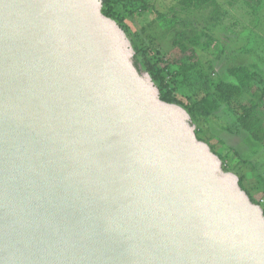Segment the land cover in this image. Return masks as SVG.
<instances>
[{
  "label": "water",
  "instance_id": "water-1",
  "mask_svg": "<svg viewBox=\"0 0 264 264\" xmlns=\"http://www.w3.org/2000/svg\"><path fill=\"white\" fill-rule=\"evenodd\" d=\"M102 8L0 0V264H264L262 205Z\"/></svg>",
  "mask_w": 264,
  "mask_h": 264
},
{
  "label": "rangeland",
  "instance_id": "rangeland-1",
  "mask_svg": "<svg viewBox=\"0 0 264 264\" xmlns=\"http://www.w3.org/2000/svg\"><path fill=\"white\" fill-rule=\"evenodd\" d=\"M180 1L150 0L149 7L136 5L126 19L132 29L139 31L143 45L148 47L152 56L163 57L170 63L174 61L176 67H179L188 51L181 50L178 44L173 43L174 35L169 29L158 28V37L149 38V31L154 34L152 25L160 24L153 9L170 19L191 17L192 23L195 26L197 24L201 31V44L194 47L189 57L194 55V66L200 72L192 71V74L181 78L178 97L183 100L189 96L201 98L207 92L203 86L210 84L211 87H208L213 90V85L221 80L235 82L230 69L240 65L253 69L257 66L263 79L259 84L264 86V10L254 15L245 0H216L203 11L205 21L200 15L202 10L192 6L183 8ZM207 11L213 14L220 11L221 19L215 22L212 17L207 18ZM208 41L209 46L206 44ZM252 96L243 93L238 99L241 104L251 106ZM255 104L257 107L252 109V124L255 130L261 129L259 133L262 141L255 140L244 128L238 127L237 113L226 103H222L213 115L195 123L198 137L210 144L239 176L242 175L244 186L255 199L264 202L263 170L257 167V163L264 164V100L256 97Z\"/></svg>",
  "mask_w": 264,
  "mask_h": 264
},
{
  "label": "trees",
  "instance_id": "trees-1",
  "mask_svg": "<svg viewBox=\"0 0 264 264\" xmlns=\"http://www.w3.org/2000/svg\"><path fill=\"white\" fill-rule=\"evenodd\" d=\"M149 1L150 0H103L102 10L104 14L116 20L132 40V44L135 49L133 57L135 66L139 70L146 71L151 74L160 89V96L164 101L175 102L183 105L190 112L195 122L213 115V113L221 107L222 103H226L229 107H231L230 109L237 113L235 114L237 117L238 127L244 128V130L250 133L255 140L262 141L263 138L260 137L259 133L261 129L255 130L254 125L252 124V109L257 107V104H255L256 97H259L262 101L264 100V86L259 84V82L261 83L263 79L260 76L257 66H255L254 69L246 65L232 67L230 69V73L236 79L235 82L221 80L213 85V90L210 89L211 85L206 82L210 85V87H208L209 85L203 86L207 89L204 96L201 98H198L197 96H189L186 100L181 99L177 94L181 78L185 75L192 74V71L200 72L197 67L194 66V55L190 57L189 55L192 53L196 45L201 44V37L199 36L201 31L197 28V24L195 26L194 23H192L191 17H187V19L183 17L170 19L160 11H155V9H153L156 13V20L159 21L160 24L156 23L154 27V24L152 25L154 34L149 31L151 33L150 34L148 32L149 38L154 39L158 37L156 32L158 28L169 29L174 35L173 43L176 45L178 44L181 47V50L185 52L188 51V55L182 59L179 67H176L174 61L172 63L175 66L170 63L169 60H164L163 57L159 58L152 56L148 47L143 45V39L141 38L139 31L132 29L126 21V19H128L127 16L131 14V10L136 5L142 8H147L150 6ZM215 1L216 0H181L180 4L183 8L192 6L193 8L202 10L200 15L203 20L206 21V19H204L205 17L203 11L208 9L210 5L215 3ZM245 2L250 8H252L254 15H257L260 10H264L263 0H245ZM209 16L212 17V20L218 22L221 19V12L219 11L213 14L210 11H207L206 17L208 18ZM192 24L193 27H190ZM208 43H210V41L206 44L208 45ZM212 43H214L213 40ZM191 45L193 47H190ZM243 93L253 94V98H251V106L249 104V106H245L239 101L238 98ZM260 126L262 125L260 124ZM212 150L218 154L216 150ZM221 159L225 170H233L227 163L224 162L223 158ZM257 167L263 170V173L261 171V174L264 181V164L257 163ZM240 184L248 192L251 199L256 203H260L264 209V202L255 199L249 190H247L244 186L242 175H240Z\"/></svg>",
  "mask_w": 264,
  "mask_h": 264
},
{
  "label": "clouds",
  "instance_id": "clouds-1",
  "mask_svg": "<svg viewBox=\"0 0 264 264\" xmlns=\"http://www.w3.org/2000/svg\"><path fill=\"white\" fill-rule=\"evenodd\" d=\"M223 168H224V166H223Z\"/></svg>",
  "mask_w": 264,
  "mask_h": 264
}]
</instances>
